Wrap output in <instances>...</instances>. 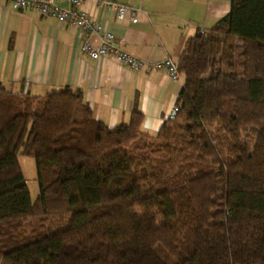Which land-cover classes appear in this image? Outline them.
Instances as JSON below:
<instances>
[{
    "label": "trees",
    "instance_id": "obj_1",
    "mask_svg": "<svg viewBox=\"0 0 264 264\" xmlns=\"http://www.w3.org/2000/svg\"><path fill=\"white\" fill-rule=\"evenodd\" d=\"M175 63L178 112L153 136L136 109L107 127L80 89L0 86V264H264V0H231Z\"/></svg>",
    "mask_w": 264,
    "mask_h": 264
},
{
    "label": "crops",
    "instance_id": "obj_2",
    "mask_svg": "<svg viewBox=\"0 0 264 264\" xmlns=\"http://www.w3.org/2000/svg\"><path fill=\"white\" fill-rule=\"evenodd\" d=\"M136 9V22L88 0L82 9L146 66L132 70L113 57L92 60L80 52L83 34L36 12L0 0V86L42 96L67 86L80 89L95 119L113 128L142 115L141 131L155 135L175 105L183 80L154 65L176 61L185 41L208 31L230 10L231 0H99ZM60 5L66 6L63 1ZM91 43L100 41L97 35Z\"/></svg>",
    "mask_w": 264,
    "mask_h": 264
},
{
    "label": "built area",
    "instance_id": "obj_3",
    "mask_svg": "<svg viewBox=\"0 0 264 264\" xmlns=\"http://www.w3.org/2000/svg\"><path fill=\"white\" fill-rule=\"evenodd\" d=\"M13 8L17 11L28 10L36 12L40 17H50L60 23L74 26L83 34L80 45V52L92 59L98 60L104 57H113L123 66L138 70L146 66L145 62L129 55L125 52L121 43L115 40L114 36L105 32L101 25L93 21L89 15L82 9V5L88 0H9ZM63 1L66 6L60 5ZM103 8L113 10L120 20L128 18L131 22H136V9L110 1L93 0ZM97 35L100 39L97 45L91 43L90 37ZM156 68L165 70L167 76L173 80L180 77L175 61L167 58L154 65ZM178 108L174 105L168 112L166 119L175 118Z\"/></svg>",
    "mask_w": 264,
    "mask_h": 264
},
{
    "label": "rangeland",
    "instance_id": "obj_4",
    "mask_svg": "<svg viewBox=\"0 0 264 264\" xmlns=\"http://www.w3.org/2000/svg\"><path fill=\"white\" fill-rule=\"evenodd\" d=\"M17 159H18V163L20 165L23 177L25 179V183H26L30 198L32 202H34L39 194L35 161L31 157L22 156L20 154L17 156ZM135 210L137 213H140V209L136 208ZM38 216L32 219H28L25 222V225H27V223L31 224L32 222L37 221L40 218V216L39 217ZM66 217H67L66 214L60 213V214H56L54 216L47 218L45 221V230H44L45 234H48L49 232H53L57 230L58 228L63 227L65 224L64 220L66 219Z\"/></svg>",
    "mask_w": 264,
    "mask_h": 264
}]
</instances>
